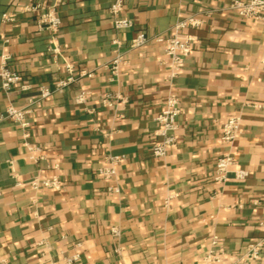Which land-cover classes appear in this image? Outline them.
<instances>
[{
    "label": "crops",
    "instance_id": "crops-1",
    "mask_svg": "<svg viewBox=\"0 0 264 264\" xmlns=\"http://www.w3.org/2000/svg\"><path fill=\"white\" fill-rule=\"evenodd\" d=\"M113 1L57 0L56 55L35 8L52 0H0V62L9 54L10 68L30 86L6 94L0 84V264H202L215 237L234 256L228 262L236 261L264 238V23L240 17L230 8L235 0H126L122 15L133 27L118 31ZM191 16L201 25L182 34L197 41L173 80L177 144L157 158L154 120L170 89V61L163 45L129 50V43L138 32L169 35ZM115 40L123 53L117 75L109 68ZM66 62L77 75H93L36 107L26 136L7 108L65 78ZM81 92L86 102L77 103ZM234 114L242 131L231 149L233 170L248 176L231 172L218 182L221 128ZM110 154L124 159L119 193L98 173ZM37 177H57L63 187L36 191ZM254 264H264V248Z\"/></svg>",
    "mask_w": 264,
    "mask_h": 264
},
{
    "label": "built area",
    "instance_id": "built-area-1",
    "mask_svg": "<svg viewBox=\"0 0 264 264\" xmlns=\"http://www.w3.org/2000/svg\"><path fill=\"white\" fill-rule=\"evenodd\" d=\"M51 6H39L40 15L37 19V27L40 31H46L50 35V50L56 55L60 53L57 43V37L62 29V20L55 9V2L52 0ZM126 0H114L110 12L114 18V28L116 30H127L133 27V21L123 17ZM231 9L238 12L239 16L254 21L264 23V0H248L247 2L235 0L230 5ZM5 20H13L10 14L3 15ZM201 20L195 16L178 21L172 28L169 35L158 34L154 36L147 35L144 32H138L129 43V50H135L145 47L149 43H157L163 45L165 54L170 61V72L168 75L169 92L166 98L163 109L156 115L155 120L159 125L157 134L161 137L160 141L152 146V154L157 158H165L169 151L177 144V129L178 117L181 113L180 98L174 88L173 80L177 77L185 66V63L190 56L193 46L197 41L195 34L183 35L182 30L187 27H199ZM8 42V40H6ZM116 46L115 55L110 61L109 68L114 75H117L122 64L123 53L120 50L122 43L119 40L113 41ZM11 57L9 54H3L0 62V84L4 93L9 94L15 87L20 86L21 89L27 90L30 88L28 84L23 83L22 76L13 71L9 66ZM63 70L66 72V77L56 81L52 86L42 84L38 87V95L30 98L27 103L21 107L10 105L6 111V117L26 131L25 135L29 136L27 130L30 127V115L36 107H40L42 103L50 98L54 93H61L63 90L76 83L81 77H91L93 73L88 71H81L79 75L75 73V68L72 63L66 62L63 65ZM86 92H81L77 98V103L86 102ZM106 99L104 103L107 104ZM241 116L230 115L223 123L221 131V141L225 147V152L220 156L216 162L214 169V179L218 182H225L228 175L234 172L235 177L242 180L248 176V171L237 168V160L232 153V146L236 139L241 134ZM27 145V144H26ZM123 157L115 155H107L104 159L105 165L98 171L99 175L104 181L108 183V191L112 193H119L120 188L116 184L118 166L123 161ZM34 190H39L42 187L53 188L60 190L63 183L57 177L48 179L35 178L31 182ZM111 232L119 236V230L112 227ZM219 239L215 237L211 241V248L205 256L202 264H254L260 258L261 252L264 248V238L261 240L248 244L246 250L241 253L236 261L228 262L230 258L234 259L233 255L227 253L223 246L218 243ZM73 259L68 260L71 264ZM51 264V263H50Z\"/></svg>",
    "mask_w": 264,
    "mask_h": 264
}]
</instances>
